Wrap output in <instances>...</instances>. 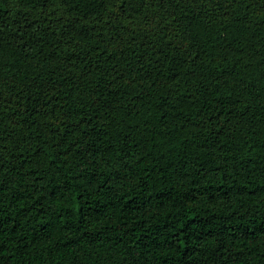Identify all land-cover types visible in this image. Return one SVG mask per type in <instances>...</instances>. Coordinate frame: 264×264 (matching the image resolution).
Listing matches in <instances>:
<instances>
[{
    "label": "trees",
    "instance_id": "obj_1",
    "mask_svg": "<svg viewBox=\"0 0 264 264\" xmlns=\"http://www.w3.org/2000/svg\"><path fill=\"white\" fill-rule=\"evenodd\" d=\"M0 264H264V0H0Z\"/></svg>",
    "mask_w": 264,
    "mask_h": 264
}]
</instances>
